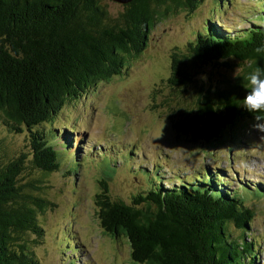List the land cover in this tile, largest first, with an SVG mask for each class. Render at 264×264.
<instances>
[{
  "label": "trees",
  "instance_id": "16d2710c",
  "mask_svg": "<svg viewBox=\"0 0 264 264\" xmlns=\"http://www.w3.org/2000/svg\"><path fill=\"white\" fill-rule=\"evenodd\" d=\"M200 2L132 0L112 16L102 0H0V126L10 134L28 132L32 148L30 158L23 152L11 159L0 150V264H42L26 236L43 235L38 212L52 202L36 193L43 189L41 178H23L28 169L46 175L74 159L66 129L59 133L46 124L68 100L124 73L129 59L145 49L158 19L178 8L193 11ZM256 18L260 21L252 22ZM249 22L230 30L206 19L185 50L173 53L177 78L170 80L172 85H194L196 75L209 65L241 67V77L264 67V52L255 51L264 46V6ZM246 83L233 77L205 90L199 86L193 113L186 111L177 129L193 128V140L210 142L242 119L264 118V112L240 106ZM61 142L67 145L65 154L58 147ZM77 162L80 166L78 156ZM214 168L189 180L165 184L151 179L130 202L103 188L97 200L103 231L126 237L137 264H260L257 248L248 240L255 213L246 197H263L264 185L256 183L244 193L232 190Z\"/></svg>",
  "mask_w": 264,
  "mask_h": 264
},
{
  "label": "rangeland",
  "instance_id": "374dc122",
  "mask_svg": "<svg viewBox=\"0 0 264 264\" xmlns=\"http://www.w3.org/2000/svg\"><path fill=\"white\" fill-rule=\"evenodd\" d=\"M258 1L202 0L193 11L178 8L158 19L145 49L129 59L124 73L68 100L46 124L58 127L59 133L66 129L74 159L63 162L66 169L46 175L28 169L23 178H41L43 189L36 193L52 202L38 212L43 235L26 236L42 264H137L128 239L113 238L100 225L97 200L103 188L111 197L130 202L151 179L165 184L189 180L214 167L232 190L244 193L256 183L264 185V129L257 128V122L242 119L210 142L204 137L195 141L193 128L184 132L176 126L185 120L186 111L193 113V94L199 86L205 90L223 85L241 67L205 66L187 88L170 82L177 78L173 53L185 50L206 19H216L230 30L248 27L255 10L263 9L264 0ZM102 3L112 16L124 11L123 3ZM0 138L4 156L12 159L24 152L31 157L28 132L10 134L0 126ZM58 147L64 154L68 151L64 142ZM246 202L255 213L248 240H253L257 260L264 264V196L252 193ZM231 229L238 236L239 231Z\"/></svg>",
  "mask_w": 264,
  "mask_h": 264
},
{
  "label": "clouds",
  "instance_id": "9594fccd",
  "mask_svg": "<svg viewBox=\"0 0 264 264\" xmlns=\"http://www.w3.org/2000/svg\"><path fill=\"white\" fill-rule=\"evenodd\" d=\"M257 53L264 52V46L255 49ZM234 77L242 78L247 81L244 84L246 94L242 98L240 106L250 113L264 112V67H255L246 76L241 77L238 72L234 73ZM257 121L256 127L264 129V118L255 117Z\"/></svg>",
  "mask_w": 264,
  "mask_h": 264
},
{
  "label": "water",
  "instance_id": "95a60500",
  "mask_svg": "<svg viewBox=\"0 0 264 264\" xmlns=\"http://www.w3.org/2000/svg\"><path fill=\"white\" fill-rule=\"evenodd\" d=\"M114 1H117V2H120V3H123V4H126V3H129L132 0H114Z\"/></svg>",
  "mask_w": 264,
  "mask_h": 264
}]
</instances>
